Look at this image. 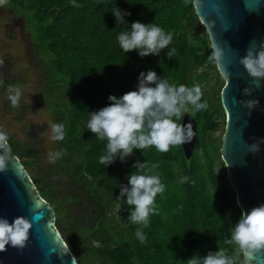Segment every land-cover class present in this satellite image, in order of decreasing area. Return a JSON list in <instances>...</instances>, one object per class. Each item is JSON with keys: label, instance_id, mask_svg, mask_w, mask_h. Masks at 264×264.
<instances>
[{"label": "trees", "instance_id": "16d2710c", "mask_svg": "<svg viewBox=\"0 0 264 264\" xmlns=\"http://www.w3.org/2000/svg\"><path fill=\"white\" fill-rule=\"evenodd\" d=\"M75 5L73 0H0V11L11 10L23 20L34 60L45 71L38 103L51 113L53 123L65 125V139L58 141V151L64 155L52 171L61 175L69 191L44 184L34 148L7 142L9 151L54 210L56 227L66 228L60 232L77 263L189 264L194 255L203 257L209 251L234 254L227 240L241 211L220 167L221 144L207 138L210 133L224 134L226 117L220 100L224 81L211 58L212 49L190 45L192 39L207 36L193 0H75ZM115 6L131 13L126 17L129 26L134 21L155 23L172 33V59L166 56L167 49L144 58L135 50L125 54L117 41L124 26L115 22L111 12ZM148 70L175 85L201 87L208 108L194 116V153L187 160L182 146L167 153L149 147L134 151L123 163L116 160L103 167L99 157L106 141L86 131L88 112L107 106L110 95L135 90L140 73ZM9 86L21 83L0 64V94L15 114L22 97L13 107L7 99ZM137 161L146 162L165 185L147 226L131 223L128 205L122 204L119 212L115 208L119 185L127 184L126 176ZM82 201L89 211L74 226L67 210ZM137 231L145 236L143 241Z\"/></svg>", "mask_w": 264, "mask_h": 264}, {"label": "clouds", "instance_id": "9594fccd", "mask_svg": "<svg viewBox=\"0 0 264 264\" xmlns=\"http://www.w3.org/2000/svg\"><path fill=\"white\" fill-rule=\"evenodd\" d=\"M73 4L78 6L75 0ZM111 12L116 24L124 26L117 41L125 54L135 50L139 57L144 58L159 56L167 49L166 56L172 59L175 52L171 47L172 33L165 32L155 23L134 21L129 26L126 17L131 13L117 6ZM221 57L222 52L217 48L211 58L219 61ZM240 63L250 76L264 78V50L257 52L250 48L247 55L241 57ZM7 92V99L16 107L24 94L22 88L9 86ZM244 95H251V90L245 89ZM202 97L199 85H175L153 70L141 72L135 90L120 97L110 95L107 106L88 112L86 131L95 134V139L106 141V150L99 157V163L108 167L116 160L125 162L137 150L142 152L143 149L155 147L158 152L167 153L172 147L190 142L195 132L191 123L185 125L182 120L186 114L194 118L197 112L208 108L207 101H202ZM258 104L257 100H244L242 107L251 111ZM51 133L53 141H63L65 125L53 123ZM5 139L6 134L0 131V140ZM261 143H264V138L250 145L249 151L253 154L259 152ZM63 155L62 151L51 152L49 162L56 163ZM133 168L126 176L127 184L119 185V195L114 198L117 201L115 208L119 212L122 204L128 205L131 223L147 226L150 216L156 214V197L165 191V185L146 162L137 161ZM0 171H4L3 166H0ZM32 227V220L26 216H17L11 222L0 216V252L9 246L25 248ZM136 235L141 241L145 239L139 231ZM227 243L233 246L234 254L218 249L209 251L203 257L194 255L188 260L189 264H249L247 257L264 249V204L241 212L238 221L231 225ZM242 254L244 259H241Z\"/></svg>", "mask_w": 264, "mask_h": 264}, {"label": "water", "instance_id": "95a60500", "mask_svg": "<svg viewBox=\"0 0 264 264\" xmlns=\"http://www.w3.org/2000/svg\"><path fill=\"white\" fill-rule=\"evenodd\" d=\"M195 14L204 27L214 52L221 50L216 61L224 81L220 94L226 117L221 142L222 170L238 208L247 212L264 204V143L253 154L249 146L264 138V78L257 79L240 63L251 48L264 50V0H193ZM259 85V86H257ZM251 95L245 96L244 90ZM244 100H257L249 111ZM192 124L195 135L182 145L190 160L197 143V123L185 115L182 124ZM0 216L11 222L26 216L33 222L30 238L23 249L7 247L0 252V264H78L56 227L52 207L45 202L20 160L12 156L6 140H0ZM245 258V256H244ZM249 264H264V249L247 257Z\"/></svg>", "mask_w": 264, "mask_h": 264}, {"label": "rangeland", "instance_id": "374dc122", "mask_svg": "<svg viewBox=\"0 0 264 264\" xmlns=\"http://www.w3.org/2000/svg\"><path fill=\"white\" fill-rule=\"evenodd\" d=\"M190 45L211 49L208 36L204 35L192 39ZM0 64L5 66L9 75L20 81L24 93L15 114L7 105L6 98L0 94V131L6 134L5 140L8 143L13 142L36 150L44 184L58 186L64 192H68V188L62 184L61 175H56L52 171L55 163L49 162V153L58 151V141L51 139L53 124L51 113L38 103V96L45 84V71L34 60V50L23 20L17 18L11 10L0 11ZM222 137L221 132L210 133L207 136L208 142L217 144H221ZM220 167L222 169V163ZM88 207V203L82 201L68 209L67 219L70 224L78 226L79 221H84V215L89 211ZM57 229L59 232L66 230L64 225Z\"/></svg>", "mask_w": 264, "mask_h": 264}]
</instances>
